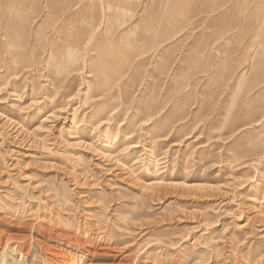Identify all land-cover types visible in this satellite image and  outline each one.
<instances>
[{"label": "rangeland", "instance_id": "1", "mask_svg": "<svg viewBox=\"0 0 264 264\" xmlns=\"http://www.w3.org/2000/svg\"><path fill=\"white\" fill-rule=\"evenodd\" d=\"M62 1L67 0L53 6L52 23L33 52L45 46V60L48 37L59 36L64 24ZM72 1L88 6L85 15L92 22L103 17L102 34L107 16L123 18L108 9V0ZM120 1L131 4L129 25L107 26L125 36L119 49L130 37L158 30V22L176 34L162 50H151L146 64L133 57L132 47V66L140 65L141 73L135 101L145 88L158 87L157 98L153 89L146 97L156 112L183 103L159 126L167 141H160L152 121L133 120L124 107L107 124L99 123L111 104L85 100L89 85L98 94L88 74L92 53L86 66L84 57L79 62V72L46 63L8 72L5 49L0 264H264V0H179L162 16L158 8L166 0H156L157 9L151 0ZM144 1L152 15L141 20ZM168 47L177 50L161 59ZM129 132L139 147L125 157ZM117 173L139 184L132 188L113 177ZM142 185L161 187L162 194L141 198ZM129 212L133 220L122 222ZM109 229L111 240L104 235ZM110 243L114 250H105Z\"/></svg>", "mask_w": 264, "mask_h": 264}, {"label": "bare ground", "instance_id": "2", "mask_svg": "<svg viewBox=\"0 0 264 264\" xmlns=\"http://www.w3.org/2000/svg\"><path fill=\"white\" fill-rule=\"evenodd\" d=\"M41 1L42 0H0V13L3 15V18L5 19L3 22H0V38H1L0 59L2 57H5L6 55L5 49H7L8 59H6L7 63H5L4 66L8 67V72H10L9 69L11 67L39 68L42 63L44 64L46 63L47 65L46 64L45 65L49 66V69L53 67L57 69L73 68L74 72H79V70L82 69L81 64H79V62L82 61L83 60L82 58L84 57L83 62L85 66H86V62L89 61L90 63L88 74L93 75L95 77L96 79L95 83L97 87L96 90L98 91L97 95L95 94L93 95L92 91L90 92L92 85H89V89H88L89 92H87L88 94L85 100L89 101L92 99H106L105 102H102L101 105L98 104L97 107H99V105L101 107L102 106L108 107L109 106L108 104H111L110 105L111 108L108 110L109 112L106 111L108 112L106 113L107 114L106 117L101 119L99 123L107 124L108 123L107 120H110L111 119L110 117H112L111 115H118V114L120 115L122 111L121 108L124 107L125 115L131 111L132 114H135L133 116L134 117L133 120L136 119L138 116H141V118L143 116V120L145 122L152 121L151 124L152 125L154 124V127L160 132L159 135L160 141L161 142L167 141L165 138L166 133H163L162 129L159 126L163 124V121L165 120V118H167L169 114L179 112L180 111L179 109L181 108V107L179 108V106H181L183 103L180 102L181 100H176L166 110L160 111L159 108L158 112H156V109L152 106V104L148 102L146 97L150 95V92H152L153 89L155 90L154 93L156 94V98H157V96L160 95V91L156 89L158 87L152 89L150 87L145 88L140 95V99H138V101H135V98H137L136 94L138 92L137 91L138 85L135 86V84H137L136 82H139L141 80L140 79L141 73L138 70L140 65L132 66L131 62H132V58L134 57V58L142 59L140 62H138L139 64H146L148 61V58H146L148 56V53L151 50H156V49L162 50V48H164V46L168 44L170 40L172 42L177 39L176 34H171L168 30L162 28L163 26H161V23L158 22L157 24H155L156 25L155 27L159 28L158 30L150 31L149 29V31L145 32L144 34L140 36L137 35L134 38L135 40H132V37H130L125 42L126 48L123 47L119 49L120 46H117V44H120V42H122L125 36L123 37V34L120 33V30L117 29L110 30L109 28H107V26L111 21L121 22L120 25L121 27H125L129 25V20L132 19V7H129L131 4H128L130 2H127V4H125L120 0L107 1L108 9L116 10L117 12H120L123 18L116 16H107V21H105L106 22L105 24L106 26L104 29L105 31L103 32L104 34H102L100 31V27L103 22L102 16L100 15H97L95 17L93 16L92 19L94 20V22H92V20H90V17L85 15V10L88 9L87 5L83 4L81 1L74 2L72 0L71 1L67 0L61 2V4L62 3L64 4V7L61 8L60 11L65 12V14H62V16L59 17L60 18L59 20L61 21L63 20L64 23L57 32L60 35L57 36L54 33L48 37L50 50L48 51L49 54H47L46 56L48 58L45 60L43 59L45 58L44 56L45 46H43L40 49L39 53L34 54L33 52L34 51L36 52V49L38 48L37 46L38 43L44 39L45 34L43 28L49 27L52 23L51 10L53 9V6L59 3L58 0H46L43 2V4H45V8L43 9L41 7V3H42ZM96 1H100V0H96ZM132 1L134 3L139 2V0H132ZM178 2L179 0H166L165 1L166 7L158 8L160 10V11L158 10V12H161L160 15L162 16L164 12L163 10L167 12L173 11L176 9ZM151 4L152 7H154L155 9L159 7L158 5L159 3L156 0H151ZM149 5L150 4L148 2H146L145 4L144 1L145 10L143 8L142 10L143 13L141 14L140 17L141 20L150 19L149 17L152 14L147 15V10L149 8ZM78 8L82 9V11L75 13L74 11ZM46 9H47V15H44L43 10ZM126 15H129V19L126 17ZM42 16H44L43 17L44 19L42 18ZM78 17L80 18V20H78ZM39 22L40 24L37 25ZM80 22L82 23L83 26L77 25L80 24ZM36 25L37 28L34 29V26ZM72 25H76L78 27H72ZM66 29H68L69 31H66ZM56 38L58 39V41L60 40L58 44ZM30 42L32 43V47L30 45ZM132 47L137 52V54H135V56L133 57H132ZM57 48H59V50L58 52H55ZM115 50L117 52H115ZM176 50L177 49L174 47H168V49L165 50L164 55L162 56L161 54V59L165 58L164 57L165 55L173 54ZM88 53H92V54L88 56V61H86V55H88ZM156 63L158 65L160 62L157 60ZM12 74L16 75L18 73L15 71ZM60 82L64 84L66 83V80H62ZM54 85L56 86V84ZM149 100H153L154 103L155 101H158L155 100V98ZM143 102L145 103L144 109L146 111L142 112L141 108H143L142 107ZM154 103L153 105L155 106ZM158 105H159V101H158ZM156 115H158V117H156ZM182 120H183L182 117L177 118L176 123L182 122ZM133 134H134L133 132H129L126 135L127 137L125 138V141L127 142L128 147H126L127 149L124 150L123 155L125 157H127V155L128 157H130L131 155L133 156L136 151L135 149L139 147L137 143L133 141L135 138V135ZM136 164L137 161L135 158L133 166ZM155 166H158V164H155ZM113 177H115L119 181H123V182L126 181L124 183H127V185L132 188H136L137 185L139 184L138 181L129 174L117 173L113 175ZM175 185L176 183L173 184V186ZM161 192H162L161 187H155V186L151 187L146 185H142L139 187V193L141 194V198L147 197L148 199L152 200L155 199L158 195H161L162 194ZM120 219L122 222L133 220L132 212L127 213L126 217ZM104 235L106 236V238L110 239L111 229H109V231L106 230ZM108 245H109L108 247H105V250H114V248H112L111 243ZM16 264L19 263L16 262ZM66 264H73V263L68 261Z\"/></svg>", "mask_w": 264, "mask_h": 264}]
</instances>
